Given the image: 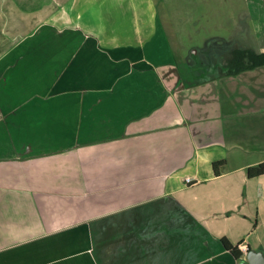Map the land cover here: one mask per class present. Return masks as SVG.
<instances>
[{
    "label": "crops",
    "instance_id": "obj_1",
    "mask_svg": "<svg viewBox=\"0 0 264 264\" xmlns=\"http://www.w3.org/2000/svg\"><path fill=\"white\" fill-rule=\"evenodd\" d=\"M121 1L0 0V264L264 252V174L248 171L264 161V65L226 75L214 45L191 48L190 77L159 22ZM47 34L63 51L43 63L31 46Z\"/></svg>",
    "mask_w": 264,
    "mask_h": 264
},
{
    "label": "rangeland",
    "instance_id": "obj_2",
    "mask_svg": "<svg viewBox=\"0 0 264 264\" xmlns=\"http://www.w3.org/2000/svg\"><path fill=\"white\" fill-rule=\"evenodd\" d=\"M123 2L136 5L143 19L147 20L145 23L155 26V21L159 22L169 38L171 53L178 56L175 59L179 63L178 67L182 73L186 71L189 75L191 48L203 50L214 45L216 53H225L228 48L255 47L257 46L255 24H258V32H264V0H122L121 3ZM57 6L60 8L59 4ZM256 13L258 16L255 21ZM262 36L264 40V33ZM34 47L39 53L42 50L43 57L39 55V60L44 61L43 63L61 59L56 53L62 52L63 48L55 47L52 35L47 34L35 44L32 43V51ZM51 51L54 52L49 54ZM141 57L145 58L146 53L141 52L134 65L141 66V63H137ZM158 59H146L145 63L150 65L149 68H160L170 64L167 61L162 62L161 57ZM123 60L127 58H119V64ZM52 66H55L52 67L54 72H58L56 68L61 72L57 65ZM182 76L187 79V75ZM2 94L0 92V95Z\"/></svg>",
    "mask_w": 264,
    "mask_h": 264
},
{
    "label": "trees",
    "instance_id": "obj_3",
    "mask_svg": "<svg viewBox=\"0 0 264 264\" xmlns=\"http://www.w3.org/2000/svg\"><path fill=\"white\" fill-rule=\"evenodd\" d=\"M224 65L226 69V75L236 74L244 69L254 68L264 65V50H258L253 46L247 47H233L228 48L225 53L222 54ZM222 66V64H221ZM226 164L225 159L216 160L213 162L214 170L216 173H220L221 167ZM249 175L257 176L264 174V161L250 166ZM224 245L229 248L238 258L243 255V251L238 245H233L228 238H223Z\"/></svg>",
    "mask_w": 264,
    "mask_h": 264
},
{
    "label": "water",
    "instance_id": "obj_4",
    "mask_svg": "<svg viewBox=\"0 0 264 264\" xmlns=\"http://www.w3.org/2000/svg\"><path fill=\"white\" fill-rule=\"evenodd\" d=\"M239 264H264V252L256 249H249L245 257L240 258Z\"/></svg>",
    "mask_w": 264,
    "mask_h": 264
},
{
    "label": "built area",
    "instance_id": "obj_5",
    "mask_svg": "<svg viewBox=\"0 0 264 264\" xmlns=\"http://www.w3.org/2000/svg\"><path fill=\"white\" fill-rule=\"evenodd\" d=\"M187 181L190 182V181H192V180H191V178H187ZM244 251H245V253H247V251H248L247 248H244Z\"/></svg>",
    "mask_w": 264,
    "mask_h": 264
}]
</instances>
